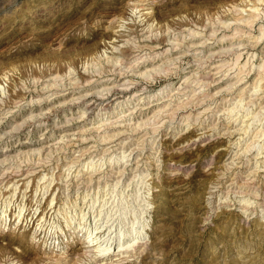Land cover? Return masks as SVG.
Segmentation results:
<instances>
[{"label":"rangeland","instance_id":"obj_1","mask_svg":"<svg viewBox=\"0 0 264 264\" xmlns=\"http://www.w3.org/2000/svg\"><path fill=\"white\" fill-rule=\"evenodd\" d=\"M248 1L0 0V264H49L43 249L73 233L61 209L90 221L103 205L113 247L119 231L147 229L142 254L122 264H264V164L259 146L243 151L264 109L240 129L241 113L264 107V73L254 93L258 70L234 64L264 62L253 37L264 1L253 23L236 20ZM242 89L244 110L230 115ZM81 248L75 237L68 257Z\"/></svg>","mask_w":264,"mask_h":264},{"label":"bare ground","instance_id":"obj_2","mask_svg":"<svg viewBox=\"0 0 264 264\" xmlns=\"http://www.w3.org/2000/svg\"><path fill=\"white\" fill-rule=\"evenodd\" d=\"M247 1V0H246ZM264 0H249V4L247 5V7H237V21H249L248 24H250V22H252V20L255 19V17H260V14L262 15L263 13V8L260 7V3L263 2ZM236 18V17H235ZM235 20V21H236ZM256 21V20H255ZM232 22V21H231ZM229 22V23H231ZM254 22V21H253ZM252 22V23H253ZM228 22H226L227 24ZM247 23V22H246ZM252 26V25H251ZM238 32V31H236ZM192 34V33H191ZM254 38H257V40H260L264 37V24H261L260 27H259V34L257 35H253ZM242 55L239 54L237 59H236V62L234 63L235 65H238V69L239 71H245L246 72L252 68H255L256 70H258V76L259 78L257 79L256 83L253 85V88H254V93L258 90V87H259V84L262 80V75L264 73V62L263 63H260L259 65H256V64H253L251 63V58L254 56V54H251L249 55V57L247 58V60L245 62H243V64L240 66V57ZM110 61H113L114 63L118 62L117 60H110ZM223 66V65H222ZM152 72V71H151ZM190 79V78H189ZM169 89V88H168ZM261 89V88H260ZM245 91V89H242L241 90V93H240V97L241 98H237V97H233V100L230 101V98L227 99L229 101V104L228 106L223 110L230 113V115L233 113L234 110H237V112H241V109L243 108L245 102L243 101L244 97L242 96L243 92ZM240 92V91H239ZM245 94V92H244ZM186 104L182 105V106H185ZM165 106V105H164ZM182 106H178L177 108L179 107H182ZM166 107V106H165ZM164 107V108H165ZM176 108V109H177ZM183 108V107H182ZM246 108V107H245ZM207 109V108H206ZM264 109V107H261L260 110L256 113L254 112H250V110L248 109V112H246V114H243L241 113V128L243 131H247L249 129H252L254 127V122L255 120H260L262 119V115H261V110ZM161 108L159 110V112H161ZM164 110V109H163ZM162 110V111H163ZM166 110V109H165ZM174 110V109H173ZM180 110V109H179ZM209 110V109H208ZM244 110V109H242ZM178 111V110H176ZM247 111V109H246ZM158 112V113H159ZM174 112V111H172ZM263 112V111H262ZM162 113V112H161ZM160 113V114H161ZM204 113V112H202ZM174 114H176L174 112ZM192 114V112H191ZM176 116V115H175ZM190 116L192 117V115H190V113L186 116H184L183 118L187 120L188 122V119L190 118ZM125 117V116H124ZM240 117V116H239ZM238 117V118H239ZM151 121V120H150ZM190 121V120H189ZM152 123V122H151ZM105 124V122H104ZM189 124V123H188ZM191 124V123H190ZM103 125V122L100 123L99 126ZM97 126V127H99ZM106 126V125H105ZM104 127V126H102ZM189 127V126H188ZM257 127V126H256ZM255 127V128H256ZM101 128V127H99ZM254 128V129H255ZM97 129V128H96ZM256 130V129H255ZM258 131V130H257ZM261 130H259L256 135H255V141L252 143V144H247L246 148L243 149V151H248L250 150L251 148L253 147H260L259 151L257 152L256 155H258L259 159H260V162L262 161L263 164H264V144L262 142H264V138H262L264 134V132H261ZM260 134V135H259ZM262 138V139H261ZM109 139V137H108ZM104 140V139H102ZM262 143V144H261ZM255 147V148H256ZM254 149V148H253ZM37 153L38 155L40 156V149H37ZM125 151L122 152V155H116V154H111V156L109 158H107L108 156L104 155L103 158L99 157V161L100 162H106L108 160V162H110V164L114 163V162H121L123 161L125 158H126V155H125ZM263 154V156L261 155ZM261 155V156H260ZM30 160V159H29ZM28 160V161H29ZM90 160V159H89ZM96 159L93 158L92 160L88 161V162H85L84 164V167H86V173L90 174L89 176V180L91 182V180L93 179L92 175H97L96 171H98V166H97V161L98 159L95 161ZM72 162V161H71ZM234 162V161H233ZM74 163V162H72ZM259 163V161H258ZM101 164V163H100ZM227 164V163H226ZM235 164V163H234ZM229 165V164H228ZM227 165V166H228ZM85 169V168H84ZM258 169V167H257ZM82 170V169H81ZM81 170L79 171L78 175L80 174ZM255 170V169H254ZM122 171V170H121ZM99 172V171H98ZM257 172V171H256ZM253 173V172H252ZM48 174H43V176L40 178L39 180V187H42L43 185V182H40V181H43L45 177H47ZM146 175V174H145ZM53 177V176H52ZM68 177V176H67ZM145 177V176H144ZM42 179V180H41ZM47 180V179H46ZM67 180V179H66ZM98 180H100V178H98ZM93 181V180H92ZM66 182V181H65ZM100 184V182H99ZM47 185V183H46ZM44 185V186H46ZM49 185V184H48ZM117 185V184H116ZM68 186V184H67ZM47 187V186H46ZM216 187V186H215ZM244 187V186H243ZM42 188H45V187H42ZM68 188V187H67ZM115 188V186H114ZM47 189V188H46ZM49 190V189H47ZM100 190V189H99ZM98 190V192H99ZM114 190V189H113ZM67 191V190H66ZM115 191V190H114ZM113 191V192H114ZM44 192V191H43ZM47 192V191H46ZM88 192V191H87ZM250 192V191H249ZM255 192H258L257 189L254 190L253 193ZM14 193V192H13ZM90 195V193H88ZM243 194V192H242ZM256 194V193H255ZM254 194V195H255ZM258 194V193H257ZM149 195H150V189L148 190V193H147V196L146 198L147 201V205H144V206H150L151 205V201L149 199ZM210 195H214V191H211L210 192ZM228 195V194H227ZM88 196V195H87ZM87 196H83L84 198L83 199H86ZM146 196V195H145ZM256 196V195H255ZM89 197V196H88ZM251 197V196H250ZM68 199V194L66 195V197ZM219 202H223L224 204L227 203L229 201V196H224V195H220L219 197ZM54 200V198H53ZM52 200V201H53ZM249 199H243V200H240L239 202L241 203L240 205V208L242 210H246V206L247 204L251 203L250 201H248ZM211 201V200H210ZM86 202V201H85ZM94 202V201H93ZM91 202V203H93ZM6 203V202H5ZM53 203V202H52ZM90 203V205H91ZM210 203V202H209ZM76 204V201L75 202H70L68 200L67 203H65V205H68L70 208L72 207V205ZM86 204V203H85ZM106 205V204H105ZM92 206H94V204H92ZM102 206V205H101ZM100 206V207H101ZM245 206V207H243ZM98 207V206H97ZM84 208V207H83ZM92 207H90L91 209ZM104 205L102 206V208H100L101 210H99V213L97 215L94 216L93 219H90V215L88 216V212L85 211V209H82L81 210V214H79L78 216H71L69 214V208L67 209V207H63L61 209V211L63 212H60V214H62V219L64 220L65 223H67V225L69 227H71L73 230V233L71 234V240L69 241L68 237L66 238V240H63V241H59V239H54L53 242H52V245L50 247V249L47 251V250H44L43 249V257L44 259H46L47 262H49V264L53 263V264H83V262L85 264H90L91 262H94L95 264H118V263H121L122 262H131L134 258H138L139 255H141L142 253V250L146 247L147 245V229L145 227V225L143 226V229L142 230H139L137 231L135 234H131L129 233L128 231H119L120 234H119V237L120 238V241L118 242L117 245H115V247H113V241L111 242V238H108L104 236L103 234H101V227L102 225L101 224H98V221L100 220V218L98 217V215H102V212L104 210ZM125 208V207H124ZM93 209V208H92ZM111 209V208H110ZM127 209V208H126ZM19 212H18V217L15 219V221L19 222L21 220V218L23 217L22 214L24 213V209L23 208H20L18 209ZM94 210V209H93ZM264 210V209H263ZM5 211V210H4ZM2 212L0 211V226H3V225H7L8 224V217H7V213L6 212ZM59 211V210H58ZM105 211V210H104ZM126 211V210H125ZM148 211V209H146V211H144V213H146ZM36 213V212H35ZM125 213V212H124ZM95 214V213H94ZM104 214V213H103ZM17 215V213H16ZM108 215V214H107ZM110 215V214H109ZM93 216V215H92ZM21 217V218H20ZM109 217V216H108ZM263 220H264V211H263V216H262ZM41 220V219H40ZM39 220V221H40ZM103 220V219H102ZM14 221V222H15ZM38 221V222H39ZM45 221V220H44ZM107 221V220H106ZM105 222V221H104ZM10 224V223H9ZM13 224V223H12ZM18 224V223H17ZM38 224V223H37ZM40 224V223H39ZM41 225V224H40ZM94 227H93V226ZM67 226V227H68ZM61 227V226H60ZM106 227V226H105ZM104 227V228H105ZM103 228V229H104ZM36 229H38V227L36 226L33 230V234L31 235V237L33 238L34 235H35V232ZM110 230V229H109ZM108 230V231H109ZM61 231L64 233V229H61ZM60 231V232H61ZM70 231V230H69ZM108 234V233H107ZM76 237V239L81 243V249L82 251L80 252H76L74 253L76 256L75 258L71 259L70 257H68V254L69 252L67 251V246L69 243L73 242L74 241V238ZM118 237V236H117ZM132 237V238H130ZM113 239V238H112ZM37 241V240H36ZM110 241V242H109ZM46 242V240L44 241V243ZM70 246V245H69ZM148 248V247H147ZM147 250V249H146ZM151 250V249H150ZM57 251H60L59 253H56ZM141 253V254H140ZM70 255V254H69ZM68 257V258H67ZM88 259V260H87ZM44 261V260H43ZM135 263V262H134Z\"/></svg>","mask_w":264,"mask_h":264}]
</instances>
